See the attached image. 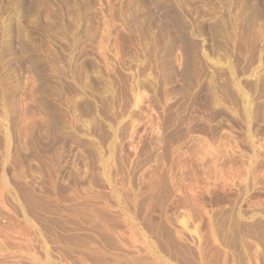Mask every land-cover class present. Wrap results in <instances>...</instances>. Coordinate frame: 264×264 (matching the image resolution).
Wrapping results in <instances>:
<instances>
[{
    "label": "rangeland",
    "instance_id": "1",
    "mask_svg": "<svg viewBox=\"0 0 264 264\" xmlns=\"http://www.w3.org/2000/svg\"><path fill=\"white\" fill-rule=\"evenodd\" d=\"M0 264H264V0H0Z\"/></svg>",
    "mask_w": 264,
    "mask_h": 264
},
{
    "label": "bare ground",
    "instance_id": "2",
    "mask_svg": "<svg viewBox=\"0 0 264 264\" xmlns=\"http://www.w3.org/2000/svg\"><path fill=\"white\" fill-rule=\"evenodd\" d=\"M240 1V0H239ZM239 4H241V3H239ZM247 4V3H246ZM229 5V4H228ZM244 6V5H243ZM245 6H247V5H245ZM227 9H228V7H226ZM241 8V7H240ZM220 9V8H219ZM244 9V8H243ZM240 12H241V10H240ZM255 12V11H254ZM253 13V12H252ZM244 14V13H243ZM241 15V14H240ZM253 15V14H252ZM240 17V16H239ZM226 18V17H225ZM237 18H238V16H237ZM226 20H227V18H226ZM218 21V20H217ZM220 21V20H219ZM246 22V21H245ZM216 24V23H215ZM245 24V23H244ZM248 24V23H247ZM231 25V24H230ZM218 27H220V26H218ZM217 27V28H218ZM250 28V27H249ZM213 30V29H212ZM217 30V29H216ZM219 30V29H218ZM235 30V29H234ZM246 29H244V31H245ZM220 33V32H219ZM239 33H240V31H239ZM243 33V32H242ZM165 34H166V32H165ZM228 34H231L230 32L228 33ZM237 34V33H236ZM246 34V33H245ZM163 36V35H162ZM240 36V35H239ZM238 36V37H239ZM243 36V35H242ZM245 37V36H244ZM164 38V37H163ZM167 38V37H166ZM233 38V37H232ZM246 38V37H245ZM244 38V39H245ZM231 40V39H230ZM166 41V40H165ZM186 41V40H185ZM190 41V40H189ZM245 41V40H244ZM238 42H240V41H238ZM237 42V43H238ZM191 44V43H190ZM192 50V49H191ZM191 54V53H190ZM189 54V55H190ZM164 63V62H163ZM178 75V74H177ZM202 87H204V86H201V88ZM205 88V87H204ZM223 111V110H222ZM250 113V112H249ZM45 142V141H44ZM50 155V157L49 158H51V159H56L57 157H56V154L55 153H53V152H51V154H49Z\"/></svg>",
    "mask_w": 264,
    "mask_h": 264
}]
</instances>
